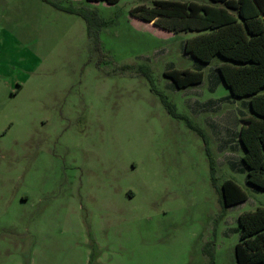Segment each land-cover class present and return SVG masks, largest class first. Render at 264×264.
Returning a JSON list of instances; mask_svg holds the SVG:
<instances>
[{
  "label": "rangeland",
  "instance_id": "1",
  "mask_svg": "<svg viewBox=\"0 0 264 264\" xmlns=\"http://www.w3.org/2000/svg\"><path fill=\"white\" fill-rule=\"evenodd\" d=\"M67 1L95 39L42 0H0V264H233L238 214L264 207L240 164L246 98L216 56L174 88L193 33L129 16L152 0ZM225 179L246 198L225 206Z\"/></svg>",
  "mask_w": 264,
  "mask_h": 264
},
{
  "label": "trees",
  "instance_id": "2",
  "mask_svg": "<svg viewBox=\"0 0 264 264\" xmlns=\"http://www.w3.org/2000/svg\"><path fill=\"white\" fill-rule=\"evenodd\" d=\"M42 1L56 10L79 16L85 22L87 37L96 38L92 27L94 24L101 27L102 22H96L93 16H87L67 0ZM65 1L67 4L62 5ZM84 1L113 5L119 0ZM129 16L172 35L193 33L181 49L196 63L197 69L164 72V77L176 89L199 84L203 78L201 69L218 57L215 73L229 97L246 98L243 103L249 114L241 118L237 132L245 183L254 190H264V0H204L201 3L152 0L149 6L132 7ZM159 98L167 114L178 120L184 118L175 113L164 97ZM220 192L225 206L246 198V193L231 179L222 181ZM237 224L233 264H264V207L239 213Z\"/></svg>",
  "mask_w": 264,
  "mask_h": 264
},
{
  "label": "crops",
  "instance_id": "3",
  "mask_svg": "<svg viewBox=\"0 0 264 264\" xmlns=\"http://www.w3.org/2000/svg\"><path fill=\"white\" fill-rule=\"evenodd\" d=\"M186 1H193V0H186ZM204 2V1H203Z\"/></svg>",
  "mask_w": 264,
  "mask_h": 264
}]
</instances>
